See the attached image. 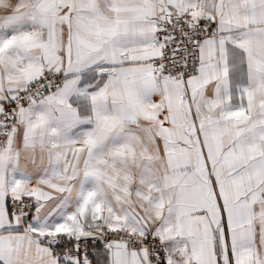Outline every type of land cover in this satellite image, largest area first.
<instances>
[{"label":"snow or ice","instance_id":"snow-or-ice-1","mask_svg":"<svg viewBox=\"0 0 264 264\" xmlns=\"http://www.w3.org/2000/svg\"><path fill=\"white\" fill-rule=\"evenodd\" d=\"M0 264H264V0H0Z\"/></svg>","mask_w":264,"mask_h":264}]
</instances>
